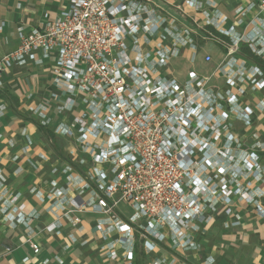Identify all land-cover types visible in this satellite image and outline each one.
I'll return each instance as SVG.
<instances>
[{
  "label": "built area",
  "instance_id": "1",
  "mask_svg": "<svg viewBox=\"0 0 264 264\" xmlns=\"http://www.w3.org/2000/svg\"><path fill=\"white\" fill-rule=\"evenodd\" d=\"M256 1L264 12V0ZM205 3L184 4L198 11L207 6L204 23L192 16V24H184L171 16L167 29L175 38L170 44L156 0H67L54 16L45 13L38 26L20 27L17 46L0 55V85L13 66L51 61L54 86L63 94L56 105L62 120L54 132L74 144L69 168L82 170V189L94 192L89 201L72 198L69 208L62 204L65 197L56 198L58 207L75 227L82 222L79 213L89 207L105 214L98 231L105 239L112 229L121 235L118 242L106 243L112 260L132 264L134 233L148 251L162 243L196 248V235L212 216L230 217L226 226L240 223L236 202L253 204L264 216V191L255 187L264 179L258 152H264V142L245 148L235 124L250 126L255 113L264 110V100L250 105L243 98L247 90H264V71L239 58L240 45L247 44L264 60V19L238 32L236 26L223 27L227 18L213 0ZM184 6L176 7L186 20ZM4 26L2 21L0 31ZM199 31L225 49L217 67L225 88L211 86V76L198 70L179 77L171 69L182 47L193 49L190 61H195ZM153 38L156 51L150 46ZM212 59L205 56L206 62ZM49 104L30 110L44 119ZM122 204L132 209L126 219ZM24 208L15 206L9 218L28 227L32 214ZM30 243L39 253V244ZM118 243L129 245L122 256Z\"/></svg>",
  "mask_w": 264,
  "mask_h": 264
},
{
  "label": "crops",
  "instance_id": "2",
  "mask_svg": "<svg viewBox=\"0 0 264 264\" xmlns=\"http://www.w3.org/2000/svg\"><path fill=\"white\" fill-rule=\"evenodd\" d=\"M156 1L162 8L161 27L170 33V44L175 38V34L167 29L171 16H178L179 21L189 25L192 24V16L199 23L206 19L203 10L207 6L198 11L184 6L186 0ZM202 1L206 4L205 0ZM213 1L227 18L223 23L225 28L236 26L237 31L242 32L258 17L264 19V12L259 11L257 1L256 4L253 0ZM66 3L67 0H0V23L5 22L0 31V55L17 46L20 27L29 30L38 26L45 13L54 16ZM177 5H183L190 15L186 20ZM156 40L153 38L150 44L154 51L157 50ZM196 40L195 61H190L193 49L182 47L181 55L172 59L171 69L179 77H184L189 69L198 70L205 76H211V86L225 88L226 79L217 70L225 49L215 41L203 39L201 31ZM208 54L213 58L211 62L205 61ZM239 58L252 63L241 53ZM51 66L49 60L43 65H16L2 77L0 90L5 92V96L0 97V264H126L123 258L112 260L107 256L106 243L118 242L121 235L112 229L105 239L98 231V221L108 218L105 214L89 207L79 213L82 222L75 227L71 216L58 207L56 198L61 200L65 197L62 204L69 208L72 198L89 201L94 192L93 189H82V170L69 168V153L75 148L74 144L54 132V127L62 120L56 105L63 99V94L54 86ZM243 98L246 104L254 105L264 100V90H247ZM47 100L50 104L44 119L30 110V107ZM235 124L237 134L244 139L245 148L250 149L253 142H264V110L255 113L250 126L241 121ZM41 125L54 133L53 139L46 135ZM53 141L68 158L57 152ZM258 152L264 168V152ZM255 187L264 191V179ZM20 204H25L24 211L32 214L28 227L9 218L14 214L13 208ZM236 205L240 223L226 226L230 217L223 214L212 216L204 224V230L196 235V248L172 249L162 243L148 251L134 233L130 240L134 247L132 264H264V216L258 214L253 204L236 202ZM120 212L126 219L132 209L122 204ZM50 224L56 225L54 231L47 230ZM72 237L74 239L70 241ZM30 242L39 244V253L33 251ZM125 245L117 244L120 256L125 253Z\"/></svg>",
  "mask_w": 264,
  "mask_h": 264
},
{
  "label": "trees",
  "instance_id": "3",
  "mask_svg": "<svg viewBox=\"0 0 264 264\" xmlns=\"http://www.w3.org/2000/svg\"><path fill=\"white\" fill-rule=\"evenodd\" d=\"M240 53H241L244 57H246L248 60H250L252 63H254V64H259V65L262 67L263 71H264V60H263L261 57L255 55V54L250 50V48H249V46H248L247 44H241V45H240ZM4 96H5V92L2 91V89H1V90H0V97H4ZM14 100H15V98H14ZM16 100H17V99H16ZM16 100H15V101H16ZM41 128H42L43 130H45L46 135H47L49 138L53 139V137H54V133H53V132H51L49 129H47L46 126L41 125ZM53 142H54V146H55L57 152H58L62 157L68 158V156H67V155L65 156V154L59 149L57 143H56L55 141H53ZM68 160H69V159H68Z\"/></svg>",
  "mask_w": 264,
  "mask_h": 264
}]
</instances>
